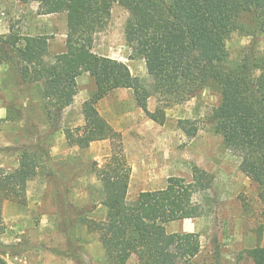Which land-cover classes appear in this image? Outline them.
<instances>
[{"label": "rangeland", "instance_id": "rangeland-1", "mask_svg": "<svg viewBox=\"0 0 264 264\" xmlns=\"http://www.w3.org/2000/svg\"><path fill=\"white\" fill-rule=\"evenodd\" d=\"M126 8L113 3L105 27L93 36L92 49L125 62L132 75L152 92L147 109L136 102L130 88H119L99 100L96 108L120 133L121 147L131 174L127 202L141 191L160 189L169 176L194 179V167L213 176L211 187L195 194L203 214L166 224V231L195 232L200 251L192 264H258L247 252L264 248V214L258 186L239 168V157L214 129L213 111L220 103L219 88L209 80L193 97L165 103L153 92V78L145 61L125 39ZM240 28L225 41L226 65L246 52L264 51V31L250 14L239 18ZM48 37L51 63L66 50V13L40 14L35 2L0 0V34ZM95 90L94 79L83 72L71 104L56 121L47 119L41 82H22L12 63L0 65V166L14 169L24 149L40 162L25 184L19 201L3 198L0 217V257L3 264H108L98 234L85 219L103 220L104 192L94 166L111 151V141L70 144L64 129L83 123L82 103ZM196 127L189 136L181 120ZM2 193H0V196ZM133 254L127 264H137ZM264 264V263H263Z\"/></svg>", "mask_w": 264, "mask_h": 264}, {"label": "trees", "instance_id": "trees-1", "mask_svg": "<svg viewBox=\"0 0 264 264\" xmlns=\"http://www.w3.org/2000/svg\"><path fill=\"white\" fill-rule=\"evenodd\" d=\"M35 2L40 14L66 13V50L51 63L46 35L0 34V65L12 63L22 82H41L47 119L56 121L76 92L77 78L87 72L95 90L82 103L83 123L64 129L72 145L110 140L109 156L94 166L104 192L103 220L85 219L96 232L108 264H127L134 254L137 264H192L200 251L195 232H167L166 224L203 214L195 194L211 187L213 176L194 167V179L169 176L160 189L141 191L127 202L131 174L121 147L120 133L96 108L99 100L119 88H130L137 104L147 109L152 92L133 76L128 65L93 51L95 33L107 24L113 3L129 12L124 33L134 53L142 57L153 78V92L165 103L193 97L213 80L221 99L213 111L214 129L225 146L239 157L240 170L258 186L264 214V51L246 52L226 65L225 41L240 28L239 18L250 14L264 31V0H13ZM181 120L189 136L196 127ZM40 166L37 153L24 149L14 169L0 166V211L3 198L19 201L25 184ZM1 217V213H0ZM255 263H264V248L247 252ZM0 264L3 259L0 257Z\"/></svg>", "mask_w": 264, "mask_h": 264}]
</instances>
